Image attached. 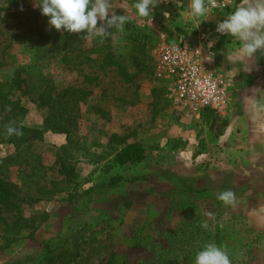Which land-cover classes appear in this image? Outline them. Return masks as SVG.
<instances>
[{
    "label": "rangeland",
    "instance_id": "1",
    "mask_svg": "<svg viewBox=\"0 0 264 264\" xmlns=\"http://www.w3.org/2000/svg\"><path fill=\"white\" fill-rule=\"evenodd\" d=\"M36 3L0 0V57L7 63L0 78L8 81L20 69L32 83L50 78L58 91L74 87L91 97L81 105L72 144L66 134L54 132L36 143L47 169L41 186H55L58 192L37 194L34 188L28 194L24 215L33 228L0 252V264H47L62 249L79 253L73 264H106L111 252L116 264H155L159 254L165 261L193 264L196 251L209 241L223 245L232 264H264V133L257 130L249 105L223 116L186 117L166 93L158 92L160 82L149 68L162 36L196 31L181 16L188 0H156L151 18L145 19L136 16L134 0H110L129 22L124 32H112L102 43L50 28ZM37 24L52 43L39 46L32 30ZM134 36L148 37L145 54L134 51ZM109 50L136 74L134 82L103 63ZM219 54L224 61L210 62L209 68L230 75L234 66L228 53ZM22 104L28 110L23 123L42 128L48 110L29 97ZM113 135L140 143L147 160L118 165L115 153L122 146L112 141ZM13 151L2 146L0 157ZM60 158L77 175L64 183ZM16 171L0 179L23 183ZM225 188L236 192V207L216 200L215 193ZM205 222L206 229L201 226ZM4 235L0 227V245ZM56 247L62 248L55 252Z\"/></svg>",
    "mask_w": 264,
    "mask_h": 264
},
{
    "label": "trees",
    "instance_id": "2",
    "mask_svg": "<svg viewBox=\"0 0 264 264\" xmlns=\"http://www.w3.org/2000/svg\"><path fill=\"white\" fill-rule=\"evenodd\" d=\"M35 35L37 43L40 47L47 46L53 42V37L46 34L40 25H36ZM111 35L107 36V40L111 39ZM175 38V37H174ZM169 37V40H172ZM134 44V51L138 54H145L149 39L147 36L131 37ZM81 59L85 52H79ZM103 63L116 67L119 74L128 82H134L135 73H131L128 67L122 62L115 59L110 50L103 57ZM69 62V61H67ZM5 58L0 57V71L5 67ZM149 68L153 73V62L151 60ZM23 71L18 69L14 72L13 78L4 81L0 78V147L12 146L14 151L5 157H0V175H4L7 179L12 175V171L17 170V174L23 183L18 184L9 182L7 179H0V227L5 235L2 237L3 244L0 245V252L10 248L13 244L19 242L24 230L31 229L32 220L24 215V205L29 203L28 194L36 189L37 194L55 195L56 187L47 189L41 186V181L46 177L47 169L44 165V157L42 152L36 147L37 142L44 141L46 132H54L56 134H66L67 140L73 142V132L79 125L81 118V105L85 104L91 97V92L68 87L58 91L54 82L50 78H44L41 83H32L23 75ZM154 74V73H153ZM159 81V80H158ZM158 92L166 93V86L162 81ZM23 97H29L40 108H46L48 114L45 117L43 127H29L23 123L28 110L23 106ZM14 126L21 130L22 135H8L7 127ZM112 141L121 145L115 153V161L120 166L139 165L148 158L147 150L140 143H127L125 137L113 135ZM61 159V158H60ZM60 162V173L65 175L62 181L68 182L75 178L76 172L73 166L63 158ZM113 179L111 182H114ZM56 185V184H54ZM39 199H35V203ZM141 246L140 242L135 244ZM62 247H56L57 252ZM55 252H52L54 254ZM79 257V253L70 249H62L57 257L48 261L47 264H73ZM177 259L165 261L163 254H159L155 264H176ZM106 264H116V254L111 252L108 256ZM148 264V263H146Z\"/></svg>",
    "mask_w": 264,
    "mask_h": 264
},
{
    "label": "clouds",
    "instance_id": "3",
    "mask_svg": "<svg viewBox=\"0 0 264 264\" xmlns=\"http://www.w3.org/2000/svg\"><path fill=\"white\" fill-rule=\"evenodd\" d=\"M35 6L40 8L43 16L48 17L50 28L69 34L83 33L85 41L98 40L102 43L112 32H124L129 22L127 14L116 13L110 0H37ZM155 7L156 0H134L133 4L136 16L141 19L151 18L150 13ZM215 7V0H188L187 10L181 16L195 29L213 15ZM215 30L233 39L228 61L247 70V61L257 53L264 55V0H244L217 24ZM212 46L210 42L208 47ZM214 55L211 53L206 59L211 61ZM247 99L251 101L249 108L257 130L264 133V91L254 90ZM6 131L8 135H22L20 129L11 125ZM215 198L224 207H236L238 204L237 194L231 188L217 191ZM208 215L211 217L212 213ZM201 226L208 228L207 222ZM193 264H232V258L223 245L209 241L196 251Z\"/></svg>",
    "mask_w": 264,
    "mask_h": 264
},
{
    "label": "built area",
    "instance_id": "4",
    "mask_svg": "<svg viewBox=\"0 0 264 264\" xmlns=\"http://www.w3.org/2000/svg\"><path fill=\"white\" fill-rule=\"evenodd\" d=\"M213 11L224 12L235 0H215ZM213 31L202 30L169 40L162 36L152 52L153 73L166 86V97L186 117L200 119L207 111L225 115L232 95L225 76L215 74L205 60Z\"/></svg>",
    "mask_w": 264,
    "mask_h": 264
},
{
    "label": "crops",
    "instance_id": "5",
    "mask_svg": "<svg viewBox=\"0 0 264 264\" xmlns=\"http://www.w3.org/2000/svg\"><path fill=\"white\" fill-rule=\"evenodd\" d=\"M243 2L244 0H241L240 3L236 4L234 7H231L230 9L224 12L213 11V15H211L206 21L202 22L197 27V29L195 28L196 31L194 33H188L196 34L198 31L202 30L213 31V46L211 48L205 47V60L208 66L210 62V65L221 64L224 59L219 53H228L233 44V39L231 37L222 36L216 32L215 29L217 24L221 22L228 13L234 10L235 7L242 4ZM175 38H178V36ZM211 53H214L215 55L214 58L209 61L208 59H206V57L209 56ZM246 64L247 70H244V67L241 65H233L234 67L232 68V73L230 75L225 73H218L222 76H225L226 80L228 81L229 92H231L232 95L229 113H232L236 109H240L241 106L250 105L251 101L247 99V97L254 90L264 91V55L257 53L256 56L251 60L247 61ZM207 113L215 114V112L207 111L202 115L200 119H202ZM199 169L201 170L203 168H201L200 166Z\"/></svg>",
    "mask_w": 264,
    "mask_h": 264
}]
</instances>
